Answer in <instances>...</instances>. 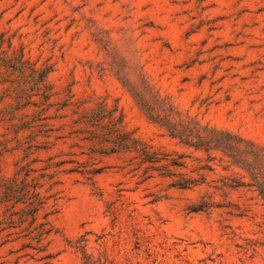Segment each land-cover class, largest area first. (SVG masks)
I'll return each mask as SVG.
<instances>
[{
	"label": "rangeland",
	"instance_id": "374dc122",
	"mask_svg": "<svg viewBox=\"0 0 264 264\" xmlns=\"http://www.w3.org/2000/svg\"><path fill=\"white\" fill-rule=\"evenodd\" d=\"M248 165L264 183V0H0V184L30 171L52 228L29 248L1 206L0 264H264Z\"/></svg>",
	"mask_w": 264,
	"mask_h": 264
},
{
	"label": "trees",
	"instance_id": "16d2710c",
	"mask_svg": "<svg viewBox=\"0 0 264 264\" xmlns=\"http://www.w3.org/2000/svg\"><path fill=\"white\" fill-rule=\"evenodd\" d=\"M234 141V138L229 134H226L225 138L201 141L198 149H203L206 152H210L213 149H222L223 151L233 152L236 150V146L233 145ZM141 157L143 164H150L147 168L148 171H158L161 176L177 178V180L171 183V187L187 190L206 183L205 175H200L199 178H188L179 172L173 171L171 168L183 169L186 167L184 163L177 160H173L165 165H158L162 160L156 158L155 153L142 151ZM247 167L248 170L251 171L253 178L257 180V186L261 195L264 197V183L258 182L257 168L253 165H248ZM203 169L213 171L212 168H201V170ZM24 171V169L19 170L11 183L0 184V188L4 190L2 197H0V207L5 206L8 208L9 204H12L7 209V211H10L17 206H22V209L19 212L12 211L11 216L17 215L18 220L14 221L11 219V227L21 229V231L17 233L21 235L19 238H27L31 241L27 247L43 251L46 249L44 242L51 235L52 228L50 227V222L47 220L49 214L43 216L45 219L43 222H39V218L50 197L42 192L45 184L41 182L31 183L28 181L30 171H26L24 178L20 180V176ZM202 210V207H197L194 208L193 212H199Z\"/></svg>",
	"mask_w": 264,
	"mask_h": 264
}]
</instances>
